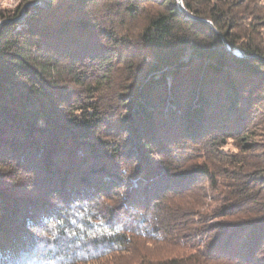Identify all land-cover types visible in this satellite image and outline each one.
Here are the masks:
<instances>
[{
	"label": "trees",
	"instance_id": "obj_1",
	"mask_svg": "<svg viewBox=\"0 0 264 264\" xmlns=\"http://www.w3.org/2000/svg\"><path fill=\"white\" fill-rule=\"evenodd\" d=\"M182 4L194 18L176 0L148 10L129 63L133 41L114 19L139 18L144 2L0 8V168L29 177L0 171V264H74L204 221L206 259L264 264V0ZM114 63L130 80L118 103L87 102ZM228 139L243 154L217 182L199 149ZM236 183L240 198L212 197L221 203L206 213L190 197Z\"/></svg>",
	"mask_w": 264,
	"mask_h": 264
},
{
	"label": "rangeland",
	"instance_id": "obj_2",
	"mask_svg": "<svg viewBox=\"0 0 264 264\" xmlns=\"http://www.w3.org/2000/svg\"><path fill=\"white\" fill-rule=\"evenodd\" d=\"M40 1L42 2V5H44V2L47 0ZM138 1L144 2L146 7V11H144L139 18L129 19L124 17L126 19L124 20V23H121V18L118 20L114 19L116 27H120L122 31H125V33L130 36L131 41H133L131 42L133 44L131 46L135 47V49L133 48L135 50L133 51L134 53H130L129 56L126 57L125 60H127V63L131 62L135 58L136 53L140 50L137 45V42L140 41L138 40V34L146 23V14L148 10L156 8L157 3L160 0ZM19 2L20 0H6V3L0 5V8L13 9L19 4ZM98 2H119V0H98ZM28 5L30 6L32 4ZM105 9L106 8L104 7L103 10L105 11ZM21 11H23V8ZM110 15H113V12H111ZM120 15L121 14H119L116 18L121 17ZM114 64L117 65L118 63ZM126 70L127 68H123L122 66H118L117 69H113L111 71L110 79L102 81L100 88L95 91V95L88 98L87 102H92V99L94 100L96 97L101 96L105 105L115 106L119 101V94L124 90V84H127L128 81H130L127 80L129 74ZM84 82V85H82L83 88L85 85H89L92 80L85 79ZM70 86L72 88H77V85L75 84H70ZM117 113L118 110L116 111V114ZM256 131L254 145L258 147L259 150L264 149V122ZM238 143L239 142H234L232 139H228L223 146L215 149V153H210L208 156L204 149L201 150L198 148L200 151L198 154L200 162H203L206 159L216 165V170L218 171L215 174V178L217 182H225L230 174L232 176L230 169L233 166L230 165L231 163H229V161L232 160V157L234 156L240 160L243 154L238 147ZM233 154L234 156H232ZM246 170L248 171L249 169L246 168ZM0 171L3 172V174H8V176L12 175L13 178L17 179L20 183H28L27 181L29 180V177L22 172H17V170L9 169L3 166L0 168ZM241 179L251 182L253 180L251 179V176L245 173H243ZM255 182L256 181L253 183ZM227 185L229 188L225 186L224 189H222L223 192L218 193L217 191L209 189L207 184H205L203 187H198L197 192H192L190 197L195 199L196 203L194 204L200 212L206 213L207 211L218 207L221 203L220 201H212L210 198L213 197L217 200V198L220 197L223 200L222 197L224 193L229 194V191L230 196H235L236 194L239 195V187H237L238 183H236L234 187L231 186L232 184ZM249 191L250 194H253L255 190L250 189ZM237 195L234 197V201H237L238 198H240V196ZM207 225L208 221H204L202 224L198 222L195 224L191 223L190 226L186 227V229H171L166 231V233L159 232L158 235L155 236H144L141 234L139 236L131 237L124 249L115 250L95 259L79 261L74 264H160L161 262H169V260H173L176 264H235L223 260L214 261L206 259L204 250L208 239L204 241L205 236L207 235L204 232V228H206ZM201 233H203L204 238L199 237Z\"/></svg>",
	"mask_w": 264,
	"mask_h": 264
},
{
	"label": "water",
	"instance_id": "obj_3",
	"mask_svg": "<svg viewBox=\"0 0 264 264\" xmlns=\"http://www.w3.org/2000/svg\"><path fill=\"white\" fill-rule=\"evenodd\" d=\"M176 1H177V5H178L179 10H181L182 12H184L187 16L192 17V16L189 15V14L187 13V11L184 9L183 4H182V0H176ZM192 18H194V17H192ZM195 19H198V18H195ZM198 20L204 21V20H202V19H198ZM205 22L210 23V22H208V21H205ZM1 23H2V22H0V24H1ZM226 47H227L228 50H230L229 47H228L227 45H226ZM232 51H233L234 53H236V54H241V55H243V53H242L238 48H234Z\"/></svg>",
	"mask_w": 264,
	"mask_h": 264
},
{
	"label": "built area",
	"instance_id": "obj_4",
	"mask_svg": "<svg viewBox=\"0 0 264 264\" xmlns=\"http://www.w3.org/2000/svg\"><path fill=\"white\" fill-rule=\"evenodd\" d=\"M0 3H6V0H0Z\"/></svg>",
	"mask_w": 264,
	"mask_h": 264
},
{
	"label": "bare ground",
	"instance_id": "obj_5",
	"mask_svg": "<svg viewBox=\"0 0 264 264\" xmlns=\"http://www.w3.org/2000/svg\"><path fill=\"white\" fill-rule=\"evenodd\" d=\"M0 4H3V3H0Z\"/></svg>",
	"mask_w": 264,
	"mask_h": 264
}]
</instances>
